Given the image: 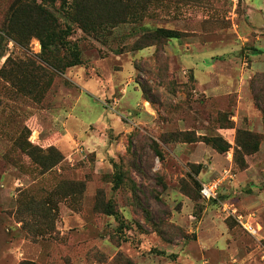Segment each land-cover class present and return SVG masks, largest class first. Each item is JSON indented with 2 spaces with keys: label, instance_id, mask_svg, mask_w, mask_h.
Segmentation results:
<instances>
[{
  "label": "rangeland",
  "instance_id": "374dc122",
  "mask_svg": "<svg viewBox=\"0 0 264 264\" xmlns=\"http://www.w3.org/2000/svg\"><path fill=\"white\" fill-rule=\"evenodd\" d=\"M17 1L0 0V264H264V0H117L137 15L73 25L64 72L3 32ZM158 28L182 37L137 50ZM28 144L63 160L45 171Z\"/></svg>",
  "mask_w": 264,
  "mask_h": 264
},
{
  "label": "trees",
  "instance_id": "16d2710c",
  "mask_svg": "<svg viewBox=\"0 0 264 264\" xmlns=\"http://www.w3.org/2000/svg\"><path fill=\"white\" fill-rule=\"evenodd\" d=\"M118 4L121 5L117 0H41L40 3H38V0H19L13 4L3 32L21 45H28L32 39L40 40L43 47L41 60L54 69L64 72L66 69L79 66L82 63L81 54L77 45H72L69 41V37L73 31V25H80L85 32L97 31L103 25L109 27L119 25L125 14H127V10L130 9L131 11V8H127L126 5L118 8ZM58 5L66 21L64 26L60 18L52 10L56 9ZM131 13L134 16L137 15L132 11ZM181 37V32L172 29L158 28L151 30L139 41L137 50L151 46L148 44L159 45L162 42L179 39ZM62 49L70 55L66 54L63 58L56 57L55 52ZM11 62L12 60L9 58L5 65H9ZM5 69L0 70V75L5 73ZM14 74L16 73H11V75ZM262 91L257 93L259 94L257 95V100L258 107L264 114V96H262L264 95V91L260 95ZM238 134L237 144L247 154L258 151L261 139H259L257 134L241 131ZM203 139L223 152H227L231 147L222 137ZM153 149L159 157L162 156L157 144ZM23 151L45 171L51 170L63 160L61 153L53 147H49L46 151L28 144L27 147L23 148ZM44 153H46L45 156H43ZM123 178L121 174L116 175V189L120 188L123 184ZM77 185H80L81 188L74 186L71 188L73 190L72 192L75 193L78 190L83 191L85 189L84 184L77 183ZM201 190L202 187L200 189V195ZM109 209L108 207V212L113 214ZM21 264L35 263L22 262Z\"/></svg>",
  "mask_w": 264,
  "mask_h": 264
},
{
  "label": "built area",
  "instance_id": "2783aa9c",
  "mask_svg": "<svg viewBox=\"0 0 264 264\" xmlns=\"http://www.w3.org/2000/svg\"><path fill=\"white\" fill-rule=\"evenodd\" d=\"M220 181H214L209 184H203L201 195L205 200H216L218 199V188Z\"/></svg>",
  "mask_w": 264,
  "mask_h": 264
},
{
  "label": "crops",
  "instance_id": "0c3cea01",
  "mask_svg": "<svg viewBox=\"0 0 264 264\" xmlns=\"http://www.w3.org/2000/svg\"><path fill=\"white\" fill-rule=\"evenodd\" d=\"M204 200H205V199H204ZM205 201L210 202V201H213V200H209V201H208V200H205Z\"/></svg>",
  "mask_w": 264,
  "mask_h": 264
}]
</instances>
